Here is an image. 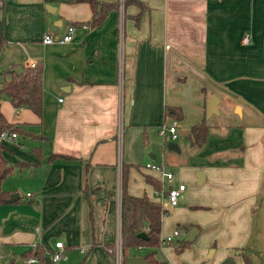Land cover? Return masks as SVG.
Wrapping results in <instances>:
<instances>
[{
  "label": "crops",
  "instance_id": "1",
  "mask_svg": "<svg viewBox=\"0 0 264 264\" xmlns=\"http://www.w3.org/2000/svg\"><path fill=\"white\" fill-rule=\"evenodd\" d=\"M106 1L118 5L93 25L86 0H2L0 80L10 77L3 71L13 65L40 62L44 70L36 97L42 114L0 99L10 121L42 136L17 131L14 142L5 141L15 167L3 187L19 197L0 203L1 247L16 249L19 257L11 258L22 264L26 248L39 243L52 251L61 239L66 264L83 258L85 264H114L109 247L120 219L123 166L132 164L131 193L159 201L153 188L169 183L145 166L153 160L174 172V184L185 182L181 199L222 212L218 232L234 264L232 249L246 264V258L264 264V0ZM70 22L76 25L72 40H43ZM213 93L219 111L207 116ZM172 106L181 107L182 118L168 112ZM202 118L210 131L196 146L187 134ZM173 119L188 157L175 152L184 147L177 142L179 150L163 152L168 161L158 160L170 134L158 128L159 143L150 126ZM170 163H182L181 169ZM198 170L206 175L201 182ZM167 208L185 209L179 200ZM162 220L164 235L176 228L165 227V214ZM139 254L145 255H133ZM169 257L159 258L183 262Z\"/></svg>",
  "mask_w": 264,
  "mask_h": 264
},
{
  "label": "trees",
  "instance_id": "2",
  "mask_svg": "<svg viewBox=\"0 0 264 264\" xmlns=\"http://www.w3.org/2000/svg\"><path fill=\"white\" fill-rule=\"evenodd\" d=\"M89 1L93 8L92 24L101 23L107 16L109 10L118 5L116 1L106 0H86ZM143 3L141 0H137ZM14 66V65H13ZM12 66V67H13ZM12 67L5 69L4 73H9L10 77L3 76L0 80V96L9 98L16 106H30L37 113L42 114V102L37 100L39 89L43 83V64L38 62L33 65H24L22 72L13 70ZM171 108V109H170ZM168 112L177 118H182L181 107H169ZM2 130L29 132L19 123L10 121L0 109V132ZM210 131V125L206 118L193 123L190 126L187 138L193 145L201 146L207 140ZM37 137L40 134L31 133ZM40 151V146L36 147ZM6 144L0 139V203L8 202L11 191L3 187V181L13 171L15 164L11 163L5 156ZM58 153H52L50 158L57 156ZM136 164V163H135ZM131 163H125L122 171V193H121V227H122V253L124 260L128 258L130 249L133 246H150L151 249L145 253L146 262L144 264H170L168 260L160 259L156 255L157 249L161 245V231L163 215L169 210L146 193L138 195L131 193L128 188L129 169ZM139 166V165H135ZM146 180L158 185L159 182L151 174L145 173ZM145 231L146 235H139L140 231ZM189 240L183 238L175 246V249L183 250ZM1 247V245H0ZM50 250L37 243L34 246L22 251V256L36 255L39 259L38 264L46 263V256ZM15 260V258H11ZM247 264H251L249 258H246ZM51 262L50 264H52ZM21 264V263H18ZM74 264H85V258Z\"/></svg>",
  "mask_w": 264,
  "mask_h": 264
},
{
  "label": "rangeland",
  "instance_id": "3",
  "mask_svg": "<svg viewBox=\"0 0 264 264\" xmlns=\"http://www.w3.org/2000/svg\"><path fill=\"white\" fill-rule=\"evenodd\" d=\"M157 126H150V134L152 140H156L159 143L163 142V136H161L158 132ZM182 129V127H181ZM181 133V132H180ZM179 133V136L176 139H172L170 136H168V140H166L167 144L169 141L173 140L178 143L183 144V149L181 151H175L180 158L187 156L188 157V151H186V147L188 145L186 144V141L184 140L182 134ZM15 139L12 138H6L4 141H11L14 142ZM160 149L158 150V160L163 158V152L166 151H173L166 145L164 148L162 145H160ZM163 160V159H162ZM163 161H168L167 159ZM182 164V163H180ZM180 164L175 165L174 163H170V166L175 169V171H178V168H180ZM181 169V168H180ZM193 169V168H192ZM8 175L7 177H9ZM201 185L202 189H204V184ZM25 192V191H24ZM182 196V195H181ZM180 196V205H183L184 208H181L178 212L173 213L169 210L167 213H165L166 216V225L165 227H177L181 230L180 235H175L173 240L170 242L161 243L163 245L157 249L156 255L160 258H164V256H171L173 258H177L178 260H183L182 264H223L224 259L229 256L225 255L226 245L224 243L223 238L219 235L218 227H222L218 224L220 217L222 215V212L217 211V209L210 211L211 209H206L209 207L206 206H194L192 204L197 199H191V200H183ZM182 200V201H181ZM202 208V209H199ZM178 223L180 225L176 226ZM197 225L200 228V231L197 235V237L190 241V243L183 249V250H176L175 246L185 238V236L189 233L192 226ZM166 233L165 229L161 231V234L164 235ZM113 245V244H112ZM110 245V247H112ZM138 246H133L130 249V254L128 258H126L123 261V264H131L130 257L133 256L135 253H146L148 252L151 247L144 245L143 248H137ZM2 248V247H0ZM250 253H252V249L250 247H247ZM3 249V248H2ZM5 251V250H4ZM236 251L238 249H232V254H235V264H246L245 263V256L242 253H238V257H236ZM211 252V254H209ZM2 253V252H1ZM5 255H2L0 257V264H17V261L11 260V257L17 256L19 257V254L17 253L16 249L12 248V251L10 253L4 252ZM231 255V254H230ZM170 258V257H169ZM10 261V262H9ZM67 261H58V264H66ZM115 264V263H114Z\"/></svg>",
  "mask_w": 264,
  "mask_h": 264
},
{
  "label": "built area",
  "instance_id": "4",
  "mask_svg": "<svg viewBox=\"0 0 264 264\" xmlns=\"http://www.w3.org/2000/svg\"><path fill=\"white\" fill-rule=\"evenodd\" d=\"M2 4V0H0V6ZM76 25L74 23H68L65 27V30L61 33H53L52 31H48L45 33L43 40L45 42H68L72 40L74 36ZM245 41L249 40V36L246 35L244 38ZM33 65V64H32ZM2 97L0 96V99ZM61 99V97H60ZM159 131L161 134L165 135L167 132H169L171 138L175 139L179 136L178 132V120L173 119L172 121H164L159 126ZM122 133V127L120 129L119 135ZM17 135L16 131H8V130H2L0 132V139H6V138H13ZM146 167L154 168L159 170L161 173L162 181H167L169 185L167 188L164 187H154L153 193L159 197V201L162 205L165 207H169L171 205H175L178 200L180 194L184 191L186 184L185 182L179 181L177 184L173 183L174 180V172L168 168H166L163 164L155 162L153 160L145 162ZM28 194H30L28 192ZM167 196V200L164 199V196ZM119 222L118 227L116 231V237L114 240V243L112 247H109V250L114 255V263L115 264H123V253H122V227H121V213L119 214ZM181 230L179 228H175L171 233H168L166 235L161 236V242H170L173 240L175 235H180ZM57 248L53 249L50 252L51 255V262H57L64 256V244L61 239L56 241ZM35 247V245H33ZM2 252V253H1ZM5 255L4 250L0 248V257L2 255ZM39 259L36 255H28L24 258L22 264H35L38 263Z\"/></svg>",
  "mask_w": 264,
  "mask_h": 264
},
{
  "label": "water",
  "instance_id": "5",
  "mask_svg": "<svg viewBox=\"0 0 264 264\" xmlns=\"http://www.w3.org/2000/svg\"><path fill=\"white\" fill-rule=\"evenodd\" d=\"M23 65L22 64H18V65H14L12 67L13 70H16L18 72H22L23 70ZM219 102V97L213 93L209 96V98L206 101V115L209 116L211 113L213 112H218L219 109L217 107V103ZM239 108V106H238ZM168 146L170 148H174L179 150V144L176 141H169L168 142ZM197 174L199 176V181H203L206 177L205 173L202 170H198ZM19 197V192L18 191H14L11 193L10 197L8 198V201H13L15 199H17ZM199 233V227L197 225L192 226V228L190 229L189 233L185 236L186 240L189 241H193L197 234ZM139 235H146L145 231H140ZM211 254V252L209 253ZM130 262L131 264H144L146 262V258L145 255L143 254H139V255H133L130 257ZM51 263V255L48 254L46 256V263L45 264H50ZM223 264H234V259L231 256L226 257V259H224Z\"/></svg>",
  "mask_w": 264,
  "mask_h": 264
}]
</instances>
